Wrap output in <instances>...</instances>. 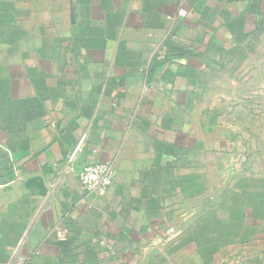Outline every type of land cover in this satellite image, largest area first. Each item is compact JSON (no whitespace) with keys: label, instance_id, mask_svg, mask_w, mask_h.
Masks as SVG:
<instances>
[{"label":"crops","instance_id":"0c3cea01","mask_svg":"<svg viewBox=\"0 0 264 264\" xmlns=\"http://www.w3.org/2000/svg\"><path fill=\"white\" fill-rule=\"evenodd\" d=\"M256 83L264 0H0V264H264L216 180Z\"/></svg>","mask_w":264,"mask_h":264},{"label":"rangeland","instance_id":"374dc122","mask_svg":"<svg viewBox=\"0 0 264 264\" xmlns=\"http://www.w3.org/2000/svg\"><path fill=\"white\" fill-rule=\"evenodd\" d=\"M256 84L262 86L254 87L251 97L237 98L232 112L221 115L231 127L221 135L233 144L222 149L230 161L216 179L218 198L235 206L236 221H264V83Z\"/></svg>","mask_w":264,"mask_h":264},{"label":"built area","instance_id":"2783aa9c","mask_svg":"<svg viewBox=\"0 0 264 264\" xmlns=\"http://www.w3.org/2000/svg\"><path fill=\"white\" fill-rule=\"evenodd\" d=\"M70 163L74 160V154L68 159ZM79 180L87 195L101 199L108 195L113 183V165L102 163L85 166L79 173ZM68 231H65L60 240L67 242Z\"/></svg>","mask_w":264,"mask_h":264}]
</instances>
